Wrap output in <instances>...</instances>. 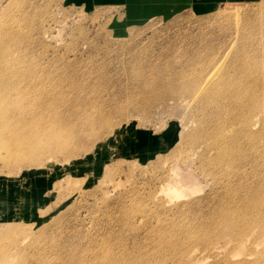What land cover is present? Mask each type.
<instances>
[{
	"label": "rangeland",
	"instance_id": "rangeland-1",
	"mask_svg": "<svg viewBox=\"0 0 264 264\" xmlns=\"http://www.w3.org/2000/svg\"><path fill=\"white\" fill-rule=\"evenodd\" d=\"M216 69L264 97V0L146 20L0 0L4 96L39 106L43 141L56 125L72 141L37 163L0 151L15 209L0 264H264L263 116L252 148L233 112L187 90Z\"/></svg>",
	"mask_w": 264,
	"mask_h": 264
},
{
	"label": "bare ground",
	"instance_id": "bare-ground-1",
	"mask_svg": "<svg viewBox=\"0 0 264 264\" xmlns=\"http://www.w3.org/2000/svg\"><path fill=\"white\" fill-rule=\"evenodd\" d=\"M9 34L7 36H9ZM214 71V73L203 78L200 87L196 89V91H191L192 89L187 90L189 92H194L198 97L204 94L210 95L212 97L209 98H211L216 107L233 112L235 119L240 121V129L238 133L245 136L246 141H249L253 145L252 148L258 147L256 144L261 137L250 135V129L253 128L251 121L255 114L258 113H255L256 111L262 113V119L264 122V97H258L259 94L257 91V93L255 91L252 93L251 88L247 85L245 86L240 81H231V77L228 73L225 74L224 72H221L223 70L216 69ZM6 76L5 72H0V148H2L0 151L5 150L9 154L11 149H17L16 152H19V155H22V163L24 162L23 158L27 159L28 162L37 163L46 151L51 153L63 151L64 148L72 142L70 138L71 136H69L68 140L60 139V137H58L62 134L65 128H58V125H56L54 130H52L53 132L50 133L49 139L43 141L40 124L35 122L32 123L29 120L32 112L36 111V113H39L41 109L39 106L26 107L23 103H18L17 100H15L14 103L9 104L7 95L4 96V93L6 92L5 86L7 85L4 82ZM198 81H200L199 78H196V82ZM39 83L41 82L39 81ZM184 87L190 88V84H186ZM261 93L264 94V86ZM249 98H251V100ZM52 143L60 144L62 146L51 149L50 146ZM221 154H223V149L221 150ZM9 155H7V157ZM237 156L239 157V155ZM189 189L195 190L194 187Z\"/></svg>",
	"mask_w": 264,
	"mask_h": 264
},
{
	"label": "crops",
	"instance_id": "crops-1",
	"mask_svg": "<svg viewBox=\"0 0 264 264\" xmlns=\"http://www.w3.org/2000/svg\"><path fill=\"white\" fill-rule=\"evenodd\" d=\"M256 1L258 0H69V3L87 11H94L99 8H117L131 16L132 19L146 20L179 10H189L199 15H206L225 5L252 4ZM11 188L4 184L0 187V217L15 216L14 200L12 199V203L8 202ZM21 194L23 196L22 198L18 197V203H20L21 209L29 211L31 201L27 199L25 203L24 185ZM11 211L13 214L9 213Z\"/></svg>",
	"mask_w": 264,
	"mask_h": 264
}]
</instances>
